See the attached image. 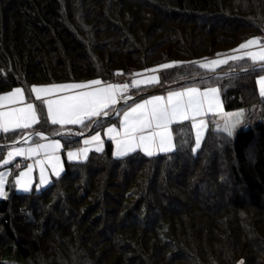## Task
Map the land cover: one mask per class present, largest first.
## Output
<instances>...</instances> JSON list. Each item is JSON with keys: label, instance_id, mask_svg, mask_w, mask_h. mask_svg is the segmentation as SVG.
Segmentation results:
<instances>
[{"label": "trees", "instance_id": "1", "mask_svg": "<svg viewBox=\"0 0 264 264\" xmlns=\"http://www.w3.org/2000/svg\"><path fill=\"white\" fill-rule=\"evenodd\" d=\"M263 31L264 0H0V93L21 87L32 98L34 84L161 67L162 84L217 87L224 110L243 109L246 121L232 135L209 127L196 152L185 122L169 153L91 152L25 194L10 180L0 264H264V63L200 64ZM39 111L32 132L79 142ZM24 132L0 134V160Z\"/></svg>", "mask_w": 264, "mask_h": 264}, {"label": "crops", "instance_id": "2", "mask_svg": "<svg viewBox=\"0 0 264 264\" xmlns=\"http://www.w3.org/2000/svg\"><path fill=\"white\" fill-rule=\"evenodd\" d=\"M235 56L236 60L246 58L253 64L264 63V45L259 37H252L241 44ZM153 71L156 73L155 76L136 75L135 72L133 82L136 87L133 85L131 90L124 84L114 83L110 79L94 78L79 82L42 84L44 89H34L36 91H32V98H28L21 87L0 93V134L25 131L22 135L24 141L19 145H11L14 150L18 148L17 154L22 152L25 158L27 155L25 144L34 141L41 144L39 152L33 157L24 159L17 156L18 158L11 162L16 161L14 166L17 168L27 164L36 170L38 167L34 162L36 159L44 160L53 153L57 154V158H62V161L57 162V166L49 159L43 167L46 179L44 181L50 183L67 170L69 163L81 162L80 159L83 157L86 159L91 152L116 158L135 151L145 156L169 153L174 150L173 147L175 148L173 132L175 125L185 122L191 125L195 120H199L204 126L201 128L203 131L211 127L226 133L229 127L227 118L234 116L241 118L245 114L243 109L225 111L219 91L217 94L216 91H212V87L200 88L191 85L170 88L160 82L161 68ZM262 81L264 77L260 79V83ZM258 84L259 80L257 89L264 96ZM32 102L36 113H32L30 109ZM41 108L50 125L66 126L61 133L76 134L80 138L79 142L67 148L63 139L58 136H49L41 130L32 132L31 129L38 123ZM123 110L125 113L121 115ZM104 118L115 120L92 133L81 132L79 129L87 119H92L91 129ZM217 120L222 125L218 124L219 126L215 128ZM242 124V121L236 124V129ZM20 161H24L23 166L18 165ZM30 183H27V187ZM32 189L34 185L30 190Z\"/></svg>", "mask_w": 264, "mask_h": 264}, {"label": "rangeland", "instance_id": "3", "mask_svg": "<svg viewBox=\"0 0 264 264\" xmlns=\"http://www.w3.org/2000/svg\"><path fill=\"white\" fill-rule=\"evenodd\" d=\"M260 35H258L256 37H260ZM240 48H241V45L229 54L203 60L202 62H200V64L205 69L215 70L222 65H225V64H227L233 60H236L237 57L235 56V53H238ZM175 64H177V62H167V63L162 64L163 65L162 67H170V66H173ZM158 68H161V67H158ZM154 69H157V68H150V69H146L143 71H137L136 75L142 74V75H148V76H155L156 73H155V71H153ZM134 77H136L135 73H134ZM134 77H133V79H135ZM263 77H264V74L259 75L257 77V82L259 80L258 85L260 86L259 89H260L261 93H264V89H262V88H264V81H262L260 83V79H263ZM150 78L152 79L153 77H150ZM133 85L136 87V84L134 82H133ZM38 88L44 89V85H42V84L32 85L31 86V93H32V91H36L34 89H38ZM21 89H23V88H21ZM212 89H213L212 91H214V92L216 91L218 94L219 90L217 87L216 88L212 87ZM30 105H31L30 109H31L32 113H36L34 102H32V104H30ZM241 111L243 112V110H241ZM242 112H240V113H242ZM124 113L125 112L123 110V111H121L120 114L122 115ZM244 117H245V115H243V117H241V118H237V116H234L233 118H230V119L227 118V121L229 120V124H228L229 127L227 129L228 131L226 132V134L232 135L234 133V131H232V130L236 129L235 125L239 124L241 121L243 123L242 126H244L246 123ZM33 118H34V116H33ZM35 122H37V114H36V121ZM212 123L215 124V122H213V121H212ZM218 124L222 125L220 123V121L217 120L214 127L217 128L216 126H219ZM191 128H192V132H193L192 150H193V152H196L202 144V141H203V138H204L206 131L201 130V128H204V126H203L202 122L199 120H195L194 122H192ZM37 142L38 141H34L32 143L24 145V148L27 149L26 158L33 157L35 154H37L39 152L41 144H37ZM172 149H174V147ZM17 151L19 152L18 148L16 150H14V148L10 147L6 151V153L2 156V158L0 160V198H7L8 197L9 192L6 190L5 186L7 185V183L10 180H12V184L14 186L13 188H14V191L16 193L25 194V193L30 191L32 185H34L35 191H40L42 188L46 187L49 183V181H44V180H46L45 176L43 174V167H44L45 162L50 159L49 161H53V163H56V166H57V162L59 163L60 161H62V158H59V157L57 158V154L53 153L52 156H48V158H46L44 160L39 159V158L36 159V161H34L35 164L38 165L36 170L31 169L32 166L26 164L23 167H18L17 174L13 175L11 168L9 167L11 160H16V158H18L17 156H22V158L26 159L25 156L22 155V152H21V154H17ZM83 159L85 160V157L81 158L80 160L83 161ZM30 160H32V159H30ZM29 182H31V183L27 187V183H29ZM237 264H245V262L243 260H240Z\"/></svg>", "mask_w": 264, "mask_h": 264}, {"label": "built area", "instance_id": "4", "mask_svg": "<svg viewBox=\"0 0 264 264\" xmlns=\"http://www.w3.org/2000/svg\"><path fill=\"white\" fill-rule=\"evenodd\" d=\"M260 42L264 44V31L261 33L260 37ZM134 71L130 68L128 69H121L119 71H116L112 78L110 79L114 83H119V84H124L128 89L133 88V77H134ZM24 161H20L18 163L19 166H23Z\"/></svg>", "mask_w": 264, "mask_h": 264}, {"label": "water", "instance_id": "5", "mask_svg": "<svg viewBox=\"0 0 264 264\" xmlns=\"http://www.w3.org/2000/svg\"><path fill=\"white\" fill-rule=\"evenodd\" d=\"M24 141V137H22L21 139L17 140L14 144L15 145H19Z\"/></svg>", "mask_w": 264, "mask_h": 264}]
</instances>
